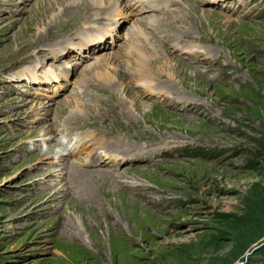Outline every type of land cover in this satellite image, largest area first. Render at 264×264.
<instances>
[{
	"label": "rangeland",
	"instance_id": "374dc122",
	"mask_svg": "<svg viewBox=\"0 0 264 264\" xmlns=\"http://www.w3.org/2000/svg\"><path fill=\"white\" fill-rule=\"evenodd\" d=\"M254 1L237 15L187 2L171 20L166 7H121L96 21L91 1L0 0V264H264V0ZM102 28V44L76 47ZM153 28L190 32L191 47L176 37L198 58L154 46ZM155 52L137 82L135 59ZM38 69L68 74L55 95L30 82ZM142 81L165 96L143 94ZM74 124L114 134L108 147L123 157L150 153L116 172L103 153V165L80 166L55 139Z\"/></svg>",
	"mask_w": 264,
	"mask_h": 264
},
{
	"label": "bare ground",
	"instance_id": "6f19581e",
	"mask_svg": "<svg viewBox=\"0 0 264 264\" xmlns=\"http://www.w3.org/2000/svg\"><path fill=\"white\" fill-rule=\"evenodd\" d=\"M89 1H91L92 2V5L90 6L89 4H87L86 6H84V4H86V3H88ZM81 2H82V5L84 6L83 7V9L84 8H86V7H88V8H90L88 11L89 12H87V13H89V14H91V13H93V15H92V19H94V18H96L97 17V20L96 21H99V20H109V18L111 19V17H113L114 16V14L117 12V11H119V9L122 7V8H124V7H127V6H125V4L123 3V1L122 0H105L104 2H102V0H81ZM92 7V8H91ZM128 8V7H127ZM162 8H164L163 10H165V7H162ZM124 12V11H123ZM100 14H103L102 16H100ZM85 15V14H84ZM81 17H79V20H82L83 19V15H80ZM100 16V17H99ZM152 16L153 15H150V17L148 18L149 20H147L146 19V21L148 22V24L149 23H158V22H155V21H153V19H152ZM159 18V17H158ZM161 19H163L164 17H160ZM106 21H104L103 23H109V22H106ZM108 28H105L104 29V31H103V28L102 29H96L95 30V32L94 33H92V34H90L89 35V37H84V38H82V39H80L79 38V42L76 44V47L77 48H81V47H84L86 44H89L88 42H90V43H92V42H96L97 40H100L101 38H99L104 32L106 33V35H107V38H109V32L108 31H106ZM137 29H139V27L137 26ZM108 32V33H107ZM129 39V38H128ZM104 42H105V40H104ZM132 42H133V39H129L128 40V43H127V45L128 46H130V45H132ZM94 44H102V39H101V41L100 42H96V43H94ZM64 48V47H63ZM157 53L158 52H155V55L154 54H152V55H149V54H147V53H145V54H142V56L141 57H137L135 60H137V61H140V63H139V65L138 66H136V69H135V72H136V75L137 76H135L136 78L138 77V80L139 81H137V82H140L141 83V78L140 77H142L143 79H146V78H144V76L146 75V74H148V73H150V65L152 64L151 63V60H149L148 61V59L149 58H151V57H156L157 56ZM160 53V52H159ZM111 55H113V53H111ZM126 55H128V54H126ZM161 55V54H160ZM113 57L114 58H117L118 57V55H113ZM158 57V56H157ZM163 57H164V55H163ZM138 58H139V60H138ZM164 58H168L167 56H165ZM148 61V62H147ZM163 64V63H162ZM161 64V65H162ZM99 65V62H98V64H97V66ZM152 66V65H151ZM165 66H167V64L165 63ZM158 67H160V66H158ZM169 67V66H168ZM168 69V68H167ZM159 72H160V70H158ZM157 72V71H156ZM158 73V72H157ZM162 73V72H161ZM152 74V73H151ZM146 77V76H145ZM114 83V82H113ZM112 83V84H113ZM142 83H143V81H142ZM111 84V85H112ZM145 87L146 88H150V86L149 85H146L145 84ZM141 104V103H140ZM142 105V104H141ZM71 139V138H70ZM77 140V139H76ZM70 154H74V153H72V150H71V152H70Z\"/></svg>",
	"mask_w": 264,
	"mask_h": 264
}]
</instances>
